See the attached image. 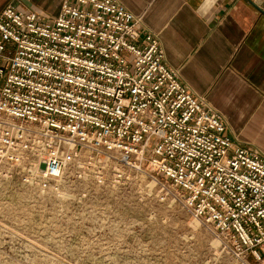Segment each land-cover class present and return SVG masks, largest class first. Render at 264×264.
I'll use <instances>...</instances> for the list:
<instances>
[{
    "label": "built area",
    "instance_id": "1",
    "mask_svg": "<svg viewBox=\"0 0 264 264\" xmlns=\"http://www.w3.org/2000/svg\"><path fill=\"white\" fill-rule=\"evenodd\" d=\"M106 163L161 175L238 258L264 260V153L225 133L156 34L116 0H63L51 19L6 5L0 172L45 189L90 168L102 183Z\"/></svg>",
    "mask_w": 264,
    "mask_h": 264
},
{
    "label": "rangeland",
    "instance_id": "2",
    "mask_svg": "<svg viewBox=\"0 0 264 264\" xmlns=\"http://www.w3.org/2000/svg\"><path fill=\"white\" fill-rule=\"evenodd\" d=\"M104 166L102 183L89 167L45 189L0 172V264H264L238 258L161 175Z\"/></svg>",
    "mask_w": 264,
    "mask_h": 264
},
{
    "label": "crops",
    "instance_id": "3",
    "mask_svg": "<svg viewBox=\"0 0 264 264\" xmlns=\"http://www.w3.org/2000/svg\"><path fill=\"white\" fill-rule=\"evenodd\" d=\"M63 0H0L51 19ZM237 144L264 153V0H116Z\"/></svg>",
    "mask_w": 264,
    "mask_h": 264
}]
</instances>
